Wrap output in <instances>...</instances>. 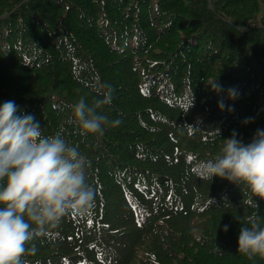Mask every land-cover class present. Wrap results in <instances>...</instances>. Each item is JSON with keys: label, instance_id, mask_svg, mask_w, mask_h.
I'll list each match as a JSON object with an SVG mask.
<instances>
[{"label": "trees", "instance_id": "obj_1", "mask_svg": "<svg viewBox=\"0 0 264 264\" xmlns=\"http://www.w3.org/2000/svg\"><path fill=\"white\" fill-rule=\"evenodd\" d=\"M105 94L97 111L120 123L81 134L69 105ZM7 100L78 146L96 190L89 216L27 242L22 264H264L237 250L264 199L200 177L233 130L247 144L264 129V0H0Z\"/></svg>", "mask_w": 264, "mask_h": 264}, {"label": "clouds", "instance_id": "obj_2", "mask_svg": "<svg viewBox=\"0 0 264 264\" xmlns=\"http://www.w3.org/2000/svg\"><path fill=\"white\" fill-rule=\"evenodd\" d=\"M228 95L235 99V88H229ZM110 103V95L105 94L92 104L81 96L69 105L81 134H102L105 124L120 123L97 111ZM192 103V96L184 98L181 107L187 112ZM218 106L224 108L222 100ZM18 108L13 100L0 103V264H22L27 242L47 235L72 215L86 219L96 198L87 175L90 161L78 146L60 132L44 135L34 114L21 115ZM252 119L246 117L244 123ZM200 169L202 179L217 176L242 186L249 194L243 202L256 208L253 197L264 199V129L257 128L247 144L233 130L223 139L220 154L201 161ZM258 219L249 215L238 235L237 250L248 257H264V224ZM223 228L227 231L229 225Z\"/></svg>", "mask_w": 264, "mask_h": 264}]
</instances>
